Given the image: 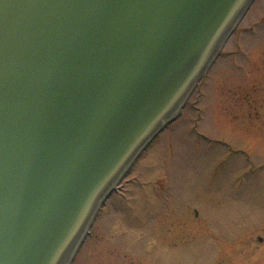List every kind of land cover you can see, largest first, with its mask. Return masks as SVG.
<instances>
[{"label":"water","instance_id":"water-1","mask_svg":"<svg viewBox=\"0 0 264 264\" xmlns=\"http://www.w3.org/2000/svg\"><path fill=\"white\" fill-rule=\"evenodd\" d=\"M254 1L0 0V264L71 263Z\"/></svg>","mask_w":264,"mask_h":264},{"label":"rangeland","instance_id":"rangeland-1","mask_svg":"<svg viewBox=\"0 0 264 264\" xmlns=\"http://www.w3.org/2000/svg\"><path fill=\"white\" fill-rule=\"evenodd\" d=\"M70 264H264V0L113 191Z\"/></svg>","mask_w":264,"mask_h":264}]
</instances>
